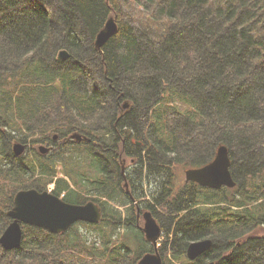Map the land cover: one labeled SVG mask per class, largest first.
I'll return each mask as SVG.
<instances>
[{"label":"trees","instance_id":"trees-1","mask_svg":"<svg viewBox=\"0 0 264 264\" xmlns=\"http://www.w3.org/2000/svg\"><path fill=\"white\" fill-rule=\"evenodd\" d=\"M111 17L117 32L96 50ZM54 134L85 141L54 157L13 153ZM220 145L234 188L178 181L176 165L200 167ZM120 155L133 160L130 196ZM51 184L69 204L97 196L102 221L61 234L22 226L0 264H137L153 246L130 205L146 197L164 264H264V0H0V236L14 195ZM203 239L209 250L188 261Z\"/></svg>","mask_w":264,"mask_h":264},{"label":"water","instance_id":"water-1","mask_svg":"<svg viewBox=\"0 0 264 264\" xmlns=\"http://www.w3.org/2000/svg\"><path fill=\"white\" fill-rule=\"evenodd\" d=\"M116 32L115 19L112 17L106 19L102 29L95 36L94 48L100 49ZM68 56V52L62 49L57 53V60L64 61ZM127 106L124 104L123 108H127ZM71 138L77 141L82 139L78 134L72 135ZM12 150L16 156H20L24 151V146L16 143ZM39 150L40 152L45 151L42 147ZM230 166L228 148L225 145H220L210 163L200 168L185 170L184 180L213 190L221 187L234 188L236 184L232 178ZM7 217L11 222L0 236V246L4 251H12L20 246L22 226L42 229L50 234H61L76 222L99 223L101 211L97 205L91 202L84 205L68 204L49 192L28 189L20 190L14 195L12 208L7 212ZM143 221L141 230L145 240L152 244L153 252L143 255L137 264H162V258L156 245L161 228L150 212L143 214ZM210 247L209 239L191 242L185 252L186 258L189 261H194L207 252Z\"/></svg>","mask_w":264,"mask_h":264},{"label":"flooded vegetation","instance_id":"flooded-vegetation-1","mask_svg":"<svg viewBox=\"0 0 264 264\" xmlns=\"http://www.w3.org/2000/svg\"><path fill=\"white\" fill-rule=\"evenodd\" d=\"M56 56H57V54H56ZM55 59H56V57H55ZM55 135L56 134H54L53 137L43 138L37 143L29 142V141L21 142V144L24 146L23 154L25 156H30L33 153H37L41 157H44V156L54 157V153L57 150V146L58 147H60V146L63 147L67 143H71V142H73V144L79 143V141H76L74 139L72 140V138L70 136L69 139L65 143H61V145H60L59 143L56 142V136ZM132 143L135 144V146H137V147H141L142 146V143L139 140L132 139ZM40 147L44 148L45 151L44 152H40V150H39ZM121 151L122 150H119L120 154H121ZM121 155H120V158H119L118 163H117L119 172L121 174V182H120L121 185H120V188H121L122 191L127 192V194H129V196H130V191H131L130 187H131V185H130V180L128 179V175L130 174L131 169L133 168V164H132L133 160L128 158L129 159V164H126V162H127L126 158H121ZM214 155H215V153H213L212 157L210 158V160L207 163L212 161V159L214 158ZM206 164H204V165H206ZM204 165H202V166H204ZM55 168L57 170H59L60 169V165L56 164ZM90 168H91V173L93 174V177H98L100 180L101 179L104 180V175L101 172V170L98 169V167L92 166ZM59 177H61V174L58 172V173H56L55 177L53 178V182ZM125 179L127 180L126 182H124ZM48 186H50V185H48ZM48 186H47L46 190L49 191L50 189H48ZM202 188H207V187H202ZM52 191H53V188L50 190L51 194H53ZM39 192H43V191H39ZM60 197H63V195H61ZM88 198L89 199L91 198V200H89V201H87L85 203L91 202V203L97 205L99 207L101 213H102L101 202L100 201L99 202L96 201L97 196H92V197L88 196ZM148 202L150 204H153L150 201V199L148 197H146V198H140V199H138L136 201H133L132 204L130 205V207L132 206L134 208L135 216H136V223L138 224L140 218L143 221V214L145 212H150L151 216L156 220V222L159 224V226L161 228V224H160V220L158 218V215L153 213V211H151V208L147 206ZM84 204H77V205H84ZM119 209L121 211H123V208H119ZM123 220H124V222L115 223V225L116 226H132V221L131 220H128V221L127 220L125 221V219H123ZM101 221H102V219H101ZM143 223H144V221H143Z\"/></svg>","mask_w":264,"mask_h":264},{"label":"rangeland","instance_id":"rangeland-1","mask_svg":"<svg viewBox=\"0 0 264 264\" xmlns=\"http://www.w3.org/2000/svg\"><path fill=\"white\" fill-rule=\"evenodd\" d=\"M104 25V24H103ZM214 153H215V151H214ZM126 164H129V159L128 158H126ZM186 169H188V166L186 165V167H184V166H182V165H176L175 166V169H174V171H175V173H176V175H177V179H178V181L179 182H183L184 181V172H185V170ZM127 180L125 179L124 180V182H126ZM121 185V184H120ZM48 189H52V186H48ZM129 190V189H128ZM130 190H132V188L130 187ZM134 213H135V211H134ZM131 221H133L134 222V220L132 219ZM135 225L136 226H138L140 229L142 228V226H143V221L141 220V218H140V220H139V222H138V224L136 223V220H135ZM80 228V230H83L82 229V227H79ZM119 231L120 232H123L124 231V228H122V227H120L119 228ZM256 233H257V235H263L264 234V227H260V228H258L257 229V231H256ZM162 235V237L160 236V239L157 241L158 242V244L160 243V242H164L165 240H166V237L165 236H163V233L161 234ZM160 245V244H159ZM139 261V260H138ZM164 262V261H163ZM167 263V262H166Z\"/></svg>","mask_w":264,"mask_h":264}]
</instances>
